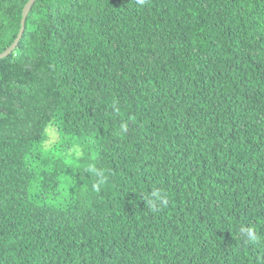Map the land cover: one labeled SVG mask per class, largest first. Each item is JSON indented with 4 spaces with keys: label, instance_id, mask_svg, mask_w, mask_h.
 <instances>
[{
    "label": "trees",
    "instance_id": "trees-1",
    "mask_svg": "<svg viewBox=\"0 0 264 264\" xmlns=\"http://www.w3.org/2000/svg\"><path fill=\"white\" fill-rule=\"evenodd\" d=\"M0 264H264V0H37L0 60Z\"/></svg>",
    "mask_w": 264,
    "mask_h": 264
},
{
    "label": "water",
    "instance_id": "water-1",
    "mask_svg": "<svg viewBox=\"0 0 264 264\" xmlns=\"http://www.w3.org/2000/svg\"><path fill=\"white\" fill-rule=\"evenodd\" d=\"M36 1L37 0H29L27 4L24 6L23 12H22L20 31L17 37L15 38L14 42L2 54H0V60L9 56L17 48L19 41L21 40L24 30H25V22H26L27 16Z\"/></svg>",
    "mask_w": 264,
    "mask_h": 264
},
{
    "label": "rangeland",
    "instance_id": "rangeland-1",
    "mask_svg": "<svg viewBox=\"0 0 264 264\" xmlns=\"http://www.w3.org/2000/svg\"><path fill=\"white\" fill-rule=\"evenodd\" d=\"M57 136H56V134H55V132H49V136H48V139H47V141H46V145L48 146V145H51V144H53L56 140H57Z\"/></svg>",
    "mask_w": 264,
    "mask_h": 264
}]
</instances>
